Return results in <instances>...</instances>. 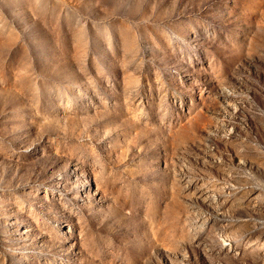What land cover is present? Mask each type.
I'll use <instances>...</instances> for the list:
<instances>
[{
	"label": "rangeland",
	"instance_id": "rangeland-1",
	"mask_svg": "<svg viewBox=\"0 0 264 264\" xmlns=\"http://www.w3.org/2000/svg\"><path fill=\"white\" fill-rule=\"evenodd\" d=\"M0 264H264V0H0Z\"/></svg>",
	"mask_w": 264,
	"mask_h": 264
}]
</instances>
